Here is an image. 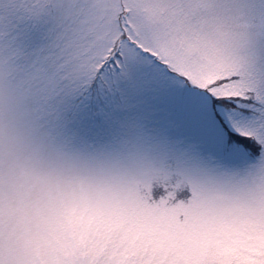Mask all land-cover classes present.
<instances>
[{
  "label": "snow or ice",
  "instance_id": "obj_1",
  "mask_svg": "<svg viewBox=\"0 0 264 264\" xmlns=\"http://www.w3.org/2000/svg\"><path fill=\"white\" fill-rule=\"evenodd\" d=\"M0 264H264V0H0Z\"/></svg>",
  "mask_w": 264,
  "mask_h": 264
}]
</instances>
